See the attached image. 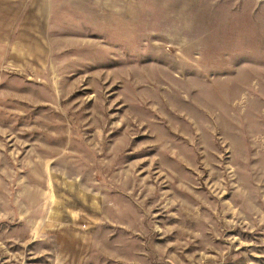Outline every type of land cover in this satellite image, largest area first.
<instances>
[{"label":"rangeland","instance_id":"rangeland-1","mask_svg":"<svg viewBox=\"0 0 264 264\" xmlns=\"http://www.w3.org/2000/svg\"><path fill=\"white\" fill-rule=\"evenodd\" d=\"M0 264H264V0H0Z\"/></svg>","mask_w":264,"mask_h":264}]
</instances>
